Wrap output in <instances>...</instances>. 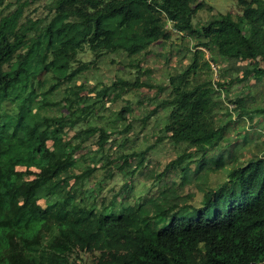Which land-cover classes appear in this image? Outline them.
I'll return each mask as SVG.
<instances>
[{"label": "trees", "instance_id": "1", "mask_svg": "<svg viewBox=\"0 0 264 264\" xmlns=\"http://www.w3.org/2000/svg\"><path fill=\"white\" fill-rule=\"evenodd\" d=\"M5 1L0 0V264H85L82 254L92 255L93 264H264V160L259 157L236 159L226 180L214 188L203 185L196 202L192 195L189 200L169 199L161 192L162 203L141 200L134 216L116 214L112 200L98 215L95 204L74 205L75 182L94 180L95 168L82 166L68 177L60 174L96 134L110 137L90 124L76 131L104 107L108 91L123 94L139 87L152 92L157 102L143 119L163 112L167 121L162 137L149 149L165 142L177 150L167 169L183 182L189 181L192 167L195 174L208 168L217 154H233L248 144L246 133L233 130L238 120H264V107H253V91L264 88V0H235L239 13L213 14L205 22L193 21L203 9L197 0H54L37 16L25 12L34 0H17L16 9L3 14L13 6L3 8ZM21 21L27 24L24 33H18L23 24L14 32L12 25ZM252 25L257 40L249 39ZM173 36L186 41L175 52L190 56V63L168 76V86L157 85L154 71L147 69V79H116L104 88L100 101L87 105L89 98L82 93L97 86L75 83L82 66L121 54L127 59L124 66L143 71L135 61H143L158 43L173 48ZM86 50L94 59L89 63L80 59ZM231 62L236 78L214 81L210 65ZM230 84L241 85L238 96L224 94ZM64 85L72 87L74 98L62 92ZM50 98L53 102L47 103ZM42 104L55 108L56 114L37 121L33 110ZM128 113L124 107L118 119L125 121ZM125 128L127 132L129 125ZM216 134L211 145L200 146ZM33 137L37 162L24 147ZM144 154L134 155L142 161ZM54 178L61 186L56 200L47 191ZM70 191L73 195L67 198Z\"/></svg>", "mask_w": 264, "mask_h": 264}, {"label": "rangeland", "instance_id": "2", "mask_svg": "<svg viewBox=\"0 0 264 264\" xmlns=\"http://www.w3.org/2000/svg\"><path fill=\"white\" fill-rule=\"evenodd\" d=\"M17 0H6L3 3V8L7 3L12 4L9 10L16 9ZM203 4V9L194 14V22H205L211 15L216 14H237L241 11V7L237 5L235 0H197ZM21 3L26 4L31 0H20ZM54 0H34L25 12H29L31 16H37L42 14L45 9H50V5ZM258 21V20H256ZM23 24V27L18 33H24L27 24L25 21L15 22L12 25V30L15 32L19 26ZM165 28L170 29L171 23L166 22ZM250 40H257L258 33L255 25L249 27ZM30 35H26L25 39ZM172 48L169 43H158L152 49H150L143 61L137 59L136 63H140L139 66L144 68L143 71H138L136 68H130L124 66L127 59L121 54H108L102 57L92 65H88V68L82 66L80 77L76 78V84L97 86L94 92H83L82 96L89 98L87 105L102 99V92L104 88L109 87L116 79H123L134 82L136 75L144 78L145 71L150 69L154 71L152 80L157 85L168 86V76L174 74L175 71L179 72L182 67L189 65L190 56L180 57L176 54L175 48H183L186 45V41H180L175 36L172 37ZM193 39L190 37L188 45L193 47ZM199 50L206 52L203 48L198 47ZM171 53V55H170ZM206 54V53H205ZM170 57V61L168 60ZM206 57L208 55L206 54ZM81 62L89 63L93 61V56L88 50L80 55ZM212 78L214 81L222 77L230 80L236 78L235 63L231 62L222 66H216L211 64ZM239 84H230L224 94L229 96H238L240 93ZM63 93L68 97L74 98L72 87L64 85ZM169 89L161 93L162 98H166ZM260 92H263L262 96H258ZM109 95L105 100L104 107L99 110L98 113L90 118L86 123L83 122L77 126L76 131L80 126L85 127L87 124L101 127L108 132V138H99V134H96L91 140L87 141L84 147L76 153L74 161H72L65 169L60 171L61 176L68 177L76 174L77 169L82 166H89L95 168L93 173L94 180L88 181L86 184L81 185L80 181L75 182L74 190L77 191L75 197V206L89 207L93 204L96 205L94 212L102 214L100 209L106 206L111 200L114 203L116 214L120 211L128 213L132 216L135 215V209L141 200H148L150 198L162 203L166 193V196L171 199L177 196L178 199L189 200V195L194 196L191 201L196 202L200 200V189L204 188L203 185H208L210 188H214L226 180V174L232 167V162L236 159L246 162L252 159L254 156L264 160V120L260 117H253L252 121L249 119L238 120L234 127V133L240 132L241 134H247V140H251L243 145L233 154L226 152L223 155L217 154L214 159L210 161V166L203 170L192 174L194 168L190 169L188 178L189 181L183 182L180 175L172 169H167V165L175 159L176 152L171 145L165 142H158L153 149L149 147L156 143V139L161 136V130L166 125V114L159 112L156 116H150L147 122L145 118L151 108L156 104L157 100L152 99V92L146 88H135L127 90L125 93L120 94L118 91L105 92ZM57 95V94H56ZM60 96V94H58ZM255 102L253 107H264V88L261 87L257 91H253ZM143 98V100H140ZM152 99L151 101H149ZM34 102H39L37 96H33ZM54 98L45 100L47 103H52ZM227 103V102H226ZM229 108L232 106L228 103ZM130 109V113L126 115V120L121 121L118 119V114L123 108ZM33 113L37 121H43L47 115L56 114L55 108L45 107L43 104L34 107ZM65 113V112H64ZM126 125H129V132H126ZM22 130H26L24 123L20 124ZM75 132V131H74ZM122 133V134H120ZM218 134L212 136L207 141L201 143L200 146L211 145ZM34 137L30 141L25 143V150L27 156L33 160L38 161V157L33 151ZM188 147L183 146L181 149ZM144 154L142 161L135 155ZM135 154V155H134ZM129 156L128 159L125 156ZM83 156V157H82ZM139 162L141 165L135 167ZM134 167V172H133ZM136 168V169H135ZM133 172V173H132ZM73 181H71L72 183ZM171 189L170 194L168 190ZM47 191L52 194L49 196L52 200H56V195L61 192V186L56 183L55 178L48 181ZM72 191L67 194V198L72 197ZM43 207L47 208V202L41 200L39 202ZM81 259L85 264H93V257L90 254H82Z\"/></svg>", "mask_w": 264, "mask_h": 264}]
</instances>
